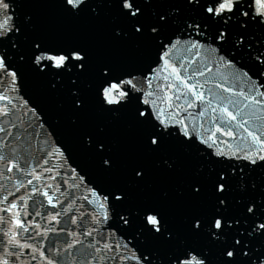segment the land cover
I'll use <instances>...</instances> for the list:
<instances>
[{"label": "water", "instance_id": "obj_1", "mask_svg": "<svg viewBox=\"0 0 264 264\" xmlns=\"http://www.w3.org/2000/svg\"><path fill=\"white\" fill-rule=\"evenodd\" d=\"M6 1L15 5V14L13 15V24L6 23L7 30L9 29L10 32L0 38V50L6 58V66L14 69L18 75L17 86L21 87L19 93L25 100L28 99L31 105L40 106L38 96L37 101L35 100L36 90L46 89L50 84H55L57 89L64 91L66 81L69 79L68 85L71 88L78 87L75 83L72 84L71 80L80 78L79 74L81 73L76 68L71 71H67L66 68H52V61L46 58L36 63L37 57L46 54L39 48V54L34 52L37 45L40 48L47 46L46 51L49 52H64L69 57L75 50L87 56L90 52H96L98 49L99 52L96 54L100 53V59L108 65L106 68L110 70L104 74L103 66H96V70L92 73L93 76L88 80L89 83L87 80L82 82V85L86 83L93 85L86 90V93L93 104L100 106L96 112L92 110L85 116L84 124L79 122V118L70 109H65L63 112L61 109H57L56 113L59 118L51 120L46 114V110L42 106L38 107L47 123L51 124L50 128L55 142L60 147L62 146L61 149L64 153L71 150L90 168L93 177L90 175L87 182L94 185L95 190L105 192L104 194L108 196V202L99 197V201L102 204L108 203L111 210V218L105 231L109 229L116 232L118 241L116 247H112L107 238L100 236L101 230L98 226L92 229L98 234L91 235L92 231H89L88 235L92 237L88 239L90 244H98L96 239L106 242L105 247L98 244V249L93 250L94 247L90 246L92 264H181L183 259L189 264H257V262L259 264L264 259V237L244 235V230L241 228H248L246 221L243 220L241 228H238L236 217L231 213H223L217 206H214L211 199L203 194L202 190L205 188L198 187L197 184L199 180L208 178L206 176L214 169L228 177L233 175L232 158L215 156L210 147L200 143L194 136L189 140L186 139L177 127L171 126L161 130L163 126L171 122L161 126L153 118L151 111L145 116L140 115L142 110H147V106H143L140 102L142 85L139 87V93L133 92L129 79L121 85L122 90L130 91L125 102L118 106H103L102 100L99 101L97 98V92L102 88V84L118 75L115 70L119 63L128 64L125 71L126 76L140 78L158 66L161 54L169 56L175 50L176 57H179V52L191 51L196 58L201 57L200 62L209 69L210 66L214 67L215 63L212 59L213 55L208 57V54H205V47L211 50L210 53L217 51L216 53L222 57L218 62L224 64L226 69L228 65L230 68L245 67L244 74L250 78V81L259 79L264 85V75H261L262 68H258L257 65L253 67L247 62L249 55L264 56V49L249 53L250 50L245 44L246 41H253L248 38L250 34L244 37L242 29L245 31V28L256 32L255 40L261 44L264 42V30H262L264 23L258 25L251 20L250 16L253 15L251 8H244L248 15L246 18H242L243 8L240 3H237L234 10L232 9L228 14L224 13L214 20L212 16L205 13V10L208 5L212 4L216 8L218 0H191L197 4L194 6L200 8L186 4V0L183 2L163 0L168 4L165 6L166 9L160 13L162 16L154 14L149 6V3L155 0ZM156 1L157 3L162 2V0ZM251 1L242 0L241 2L244 7ZM157 3L153 4L154 8L160 6ZM179 15H184V17L179 19ZM259 16L261 20H264V13ZM224 19L235 21L238 26L244 23L245 27H240V29L234 23L222 24ZM248 22L249 24H247ZM191 23L197 28L201 26V29L196 31L195 27L190 25ZM12 25L14 28L11 30ZM228 25L231 27H227ZM222 29L227 33H223ZM238 31H240L239 35L243 37L241 42L237 37L239 36L237 35ZM233 33L235 37L232 36ZM174 37L189 41L178 44L174 42ZM221 38L224 40L221 41ZM170 43L175 45L174 50L169 45ZM222 43L223 45H221ZM51 44L53 47H49ZM15 45H17L16 48H14ZM182 56L179 57L178 62H182L183 59L190 61L188 55ZM78 60L70 59L67 65ZM247 64L258 73L251 77ZM174 65L177 66L179 74L189 70L187 64L178 65L175 62L172 64V70H174ZM179 67L180 70H178ZM40 68H44V70L42 71ZM62 69L72 76L66 80L58 78ZM195 69L193 78L190 73L185 76L190 81L199 83L201 82L199 74H201L200 77H203L204 71L198 67ZM174 74L166 75V78L162 79L160 83L165 84L166 79L170 80ZM205 74L209 80L212 78L215 79L214 83H220L214 70L209 69V71H205ZM138 79L134 81L137 82ZM6 81L7 72L0 68V92H5L7 88H10L4 87ZM239 81L246 84L242 79ZM173 85L172 82L169 84L170 87ZM221 85L226 89L232 87L229 81H225V83L221 81ZM208 90L214 92L211 87ZM239 91L243 92L241 88ZM255 93H253V99L258 96L264 99V90ZM192 94L194 93L188 92L179 95L177 100ZM100 97L102 98V96ZM66 101L68 103L75 102L72 99H66ZM15 102H19V100ZM51 102L57 103L56 100H51ZM192 102L197 107H195L194 113L192 112L191 120L195 119V115L209 117L214 114L215 108L203 107L205 99H193ZM241 107L244 108L243 105ZM107 112L105 124L112 122L115 131L118 127L121 129L115 138L101 135L100 142L105 146V152L100 155L99 159L100 162L107 160L110 163L111 169L108 174L96 168V161L92 164L86 154L89 150L88 141H86L88 138H91L90 147L95 146L97 151L98 140L96 137L103 132L100 122L102 116ZM121 119L123 122L120 124ZM198 123L200 126L196 131L198 134L209 127L213 128V134H219L225 130L224 126L219 123H205L200 119H198ZM2 129L6 128L2 125ZM124 129L134 133L135 137L124 138L123 136L127 134ZM97 130L102 132L98 133ZM10 133L9 131L7 133V130L0 131V139L6 146L5 151L16 149V142H10V140L17 138V134L13 136ZM123 138L126 140V144H122ZM202 140L208 141V137L204 136ZM30 141L31 138L25 142L17 141V145L21 149L16 152V157L25 159V161L32 160V155H28L33 149L34 143L27 146ZM47 142H49L48 139ZM190 143L197 145V153L201 155L190 151ZM57 151L59 153L60 149ZM131 151L136 153L135 160L138 163L137 167H140L139 171L131 169V171H127L129 177H135L134 181L137 185L134 189L128 188L130 183L126 180H114L118 170L123 167V161ZM119 152L120 156L117 155ZM208 154L216 157L218 162L214 158L208 159ZM52 156L55 157V154L52 153L50 157L47 154L45 157L51 160ZM131 164L133 163L127 161L124 166L128 167ZM138 173L141 174L137 175ZM230 179L232 180V177H222L221 180L214 181V183H221L231 192H235V187ZM208 189L210 188L208 187ZM230 196L225 195L223 199L226 200V197ZM258 213L260 216V212ZM261 216L264 217V213ZM262 217L259 220H262ZM220 225L222 226L219 227ZM125 242L130 245L129 249L119 246ZM252 246L255 250L258 249L257 253ZM229 250L233 251L235 256H228ZM191 253L193 254L191 255Z\"/></svg>", "mask_w": 264, "mask_h": 264}]
</instances>
